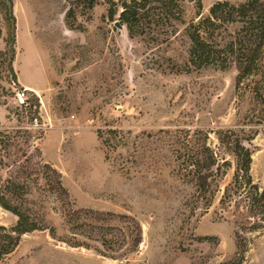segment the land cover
<instances>
[{
    "label": "rangeland",
    "instance_id": "374dc122",
    "mask_svg": "<svg viewBox=\"0 0 264 264\" xmlns=\"http://www.w3.org/2000/svg\"><path fill=\"white\" fill-rule=\"evenodd\" d=\"M200 1L206 15L223 0ZM69 6L68 0H14L13 71L0 67V138H7L0 176L22 179L25 169L37 173L39 161L49 163L76 208L134 216L141 242L126 258L113 259L36 230L1 264H264V227L251 229L241 202H219L233 158L226 156L231 166L208 208L195 200L175 158L186 137L207 134L217 150L215 131L257 130L246 145L250 175L261 187L264 112L249 89L255 79L237 87L233 67L187 71L182 38L169 47L130 38L124 25L108 19L105 0L79 8L74 18L66 17ZM183 7L186 22L196 18V0ZM21 89L23 104L16 99ZM34 177L27 179L29 206L57 236H67L61 204ZM16 219L0 206V225Z\"/></svg>",
    "mask_w": 264,
    "mask_h": 264
},
{
    "label": "trees",
    "instance_id": "16d2710c",
    "mask_svg": "<svg viewBox=\"0 0 264 264\" xmlns=\"http://www.w3.org/2000/svg\"><path fill=\"white\" fill-rule=\"evenodd\" d=\"M68 1L70 6L66 17L74 18L79 8L91 10L101 0ZM183 1L105 0V4L108 19L124 25L130 38L140 37L147 45L155 47H169L182 38L186 46L184 65L187 71L193 68L225 71L233 67L237 87L255 79L253 88L249 89L263 113L264 0L216 1L206 15L201 12V1L196 0L197 15L189 22L183 17ZM13 8L14 0H0V39L4 41L0 67L10 71H13L15 56L16 18ZM256 132L253 130L247 135L244 130H217L214 132L217 150L211 147L207 134L186 137L175 148V158L180 162L178 172L188 179L195 200L202 202L205 208L218 190V180L231 166L226 156L233 158L232 180L225 186L219 202L222 205L241 202L246 221L253 230L264 227V184L260 187L252 180V151L246 145ZM4 139L7 138H0V144ZM25 161L29 160L26 158ZM37 165V173L25 169L22 172L25 178L22 179L12 175L0 176V206L17 217L12 226L0 225V264L16 249L24 234L44 229L49 230L52 238L69 246L93 249L97 254L113 259L126 258L137 249L141 242V227L134 216L76 208L62 184L61 173L49 163L39 161ZM31 175H35L34 181L44 179L55 202L61 204L67 236H57L55 228L48 226L44 217L29 206L27 196L31 191Z\"/></svg>",
    "mask_w": 264,
    "mask_h": 264
},
{
    "label": "built area",
    "instance_id": "2783aa9c",
    "mask_svg": "<svg viewBox=\"0 0 264 264\" xmlns=\"http://www.w3.org/2000/svg\"><path fill=\"white\" fill-rule=\"evenodd\" d=\"M25 89V88H24ZM25 90H22L16 94V99L19 102V104H23L25 100Z\"/></svg>",
    "mask_w": 264,
    "mask_h": 264
},
{
    "label": "water",
    "instance_id": "95a60500",
    "mask_svg": "<svg viewBox=\"0 0 264 264\" xmlns=\"http://www.w3.org/2000/svg\"><path fill=\"white\" fill-rule=\"evenodd\" d=\"M114 23H115V26H116V27H119V28L122 27V25H121L118 21H115Z\"/></svg>",
    "mask_w": 264,
    "mask_h": 264
}]
</instances>
